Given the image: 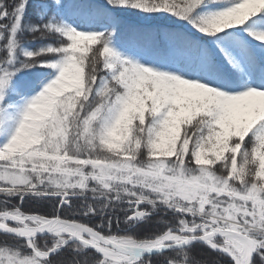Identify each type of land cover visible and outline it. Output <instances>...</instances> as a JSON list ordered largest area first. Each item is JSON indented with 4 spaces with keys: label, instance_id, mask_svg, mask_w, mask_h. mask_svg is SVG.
<instances>
[{
    "label": "snow or ice",
    "instance_id": "6c2138e0",
    "mask_svg": "<svg viewBox=\"0 0 264 264\" xmlns=\"http://www.w3.org/2000/svg\"><path fill=\"white\" fill-rule=\"evenodd\" d=\"M0 264H264V0H0Z\"/></svg>",
    "mask_w": 264,
    "mask_h": 264
}]
</instances>
